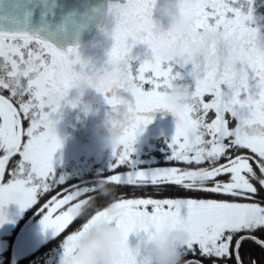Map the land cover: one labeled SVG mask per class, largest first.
<instances>
[{
    "label": "snow or ice",
    "instance_id": "1",
    "mask_svg": "<svg viewBox=\"0 0 264 264\" xmlns=\"http://www.w3.org/2000/svg\"><path fill=\"white\" fill-rule=\"evenodd\" d=\"M155 2L126 0L110 6L115 16L110 35L115 43L107 63L117 65L120 76L115 81L117 87H109V82L102 80L97 90L105 95L113 110L121 104L127 106L117 119L123 125V134L110 170L115 173L121 166L130 170L102 177L110 186L173 184L251 201L258 193L257 185L264 190V48L257 44L264 32L252 26L253 0H181V10L190 20L188 30L183 33L172 26L164 30L157 25L153 19ZM30 4L31 0H0V73H3L0 89L9 90L19 105L0 95V151L4 153L0 156V223L5 219L8 204L16 202L23 209L31 208L38 195L65 184V180L55 175L54 158L63 142L56 132L53 114L60 111L77 76L97 70L89 68L78 46L62 51L25 30ZM136 44H146L151 49V58L141 61L133 57ZM176 48L185 50L184 59L177 61L164 55ZM186 77L191 78L188 84L193 91L192 101L177 110L167 103L166 93L175 82H184ZM206 94L213 97L211 102H204ZM161 109L176 118L168 160L188 164L207 161L210 167L199 170L133 167L138 136ZM210 110L216 115L207 122L205 117ZM226 113L237 122L234 128L229 127ZM21 116L30 120L26 131ZM231 149L248 150L251 155L233 157L228 154ZM17 154L22 159L11 171V179L4 183L6 166ZM220 158L226 162L218 164ZM221 175H228L230 180L205 185ZM89 193L104 196L96 187V180L91 186L66 187L53 196L41 209L44 232L51 230L58 237L84 216L93 197L80 198ZM81 208L85 209L83 214L78 212ZM45 209L47 212L43 214ZM103 219H113L124 230L125 259L121 264H141V248L130 246L131 234L144 233L150 242L156 234L176 227L191 233V239L183 246L184 255L194 252V246L198 245L205 257L234 255L236 264H242L240 248L245 241L264 247V239L237 236L264 230V206L259 203L119 198L95 211L78 230L66 235L61 244V264H67L80 237Z\"/></svg>",
    "mask_w": 264,
    "mask_h": 264
},
{
    "label": "clouds",
    "instance_id": "2",
    "mask_svg": "<svg viewBox=\"0 0 264 264\" xmlns=\"http://www.w3.org/2000/svg\"><path fill=\"white\" fill-rule=\"evenodd\" d=\"M181 9V0H156L154 11L171 18V26L183 33L188 30L190 20ZM98 14L99 10L96 9L93 18ZM103 16L108 22H115L111 7L104 11ZM257 44L258 47L264 48V36L258 39ZM164 55L179 61L184 59L185 50L176 48ZM119 76L118 66L109 63L103 70L80 74L71 86V89L77 90V98L68 99L67 95L62 102H66L64 106L75 109L79 104V99L90 91L94 90L96 94H103L97 90L100 81H108L109 87H117L115 81L119 79ZM192 94V88L188 83L177 81L167 90L166 100L175 109L182 110L191 103ZM126 109L127 106L121 104L117 109H112L111 113H105L95 126L98 141L105 148L110 149L112 154L119 149L123 134V125L118 123L117 119L122 117ZM96 187L104 196H110L113 192L107 179L102 176L96 179ZM84 211L83 208L78 210L79 214H83ZM115 212L113 208V216ZM124 239L123 228L113 219L98 221L80 237L75 252L67 258V264H121L125 259ZM190 239L191 233L179 227L160 232L150 241L151 247L146 252L141 250L140 262L141 264H182L183 246L187 245Z\"/></svg>",
    "mask_w": 264,
    "mask_h": 264
},
{
    "label": "rangeland",
    "instance_id": "3",
    "mask_svg": "<svg viewBox=\"0 0 264 264\" xmlns=\"http://www.w3.org/2000/svg\"><path fill=\"white\" fill-rule=\"evenodd\" d=\"M126 2V0H123ZM153 19L157 22V25L159 27H162L164 30H167L171 27V18L162 16L159 12L154 11L153 13ZM112 28L114 27V22H110ZM112 28H109V31L111 32ZM104 34L102 37H100L97 40V43H100V46L97 51H93L94 54L93 58V65L91 68H96V66H100L98 69L102 70L103 67H106L107 61L109 58V53L115 43L114 39L110 34H107V31H103ZM106 39V40H105ZM105 40V42H104ZM103 53H106V57H104L105 65L103 66V61L100 59V56L103 58ZM101 54V55H100ZM100 55V56H99ZM131 55L133 57H139V60L144 59H150L152 56L151 49L146 44H136L133 49ZM92 58H88V62L90 63ZM138 63L139 61H134ZM186 83H191V78L186 77V80L184 81ZM146 88H150L151 85H145ZM213 97L211 95L206 94L203 97V100L205 103L211 102ZM63 107V102H62ZM60 109L58 113L53 114L54 118L57 121L56 124V132L58 136L61 138L63 142V146L57 151L54 158V169H55V175L57 172H61L59 174V178L65 179V175L61 171V167L68 165L70 163H77L79 166V171H84L88 164L90 163V157H95V160L99 159H106L108 161V164L111 165L114 156L111 153L110 149L105 148L97 139L95 133L90 135H73L71 131L67 129L68 120L63 116V109ZM172 114L171 112H169ZM215 113V111H214ZM173 115V118L168 119H161L159 125L156 126V131L158 132V135L163 134L165 140H169L167 144L168 148H165L162 146L161 149L169 151L168 157L171 154V150L169 147V143L171 141V138L175 134V127H176V118ZM216 115V114H215ZM215 119V116L213 120ZM225 119L229 121V127L234 128L236 126V121L231 117L230 114H225ZM233 120L232 122H230ZM68 121V122H67ZM22 124V122H21ZM23 126V124H22ZM28 125L27 127H29ZM26 127V129H27ZM26 131V130H25ZM146 131L144 130L139 136L136 144V152L133 154V167L142 169V170H152L157 167H176L182 170H199L201 168H208L205 167V165H202L200 167L199 165H192L188 164L186 162H162V161H156L157 159L154 158H148V150L146 146L148 145L146 140ZM209 137H205V139H208ZM27 137H24V140H26ZM227 143V140L225 141ZM104 157V158H100ZM22 158V157H21ZM154 159V160H153ZM153 162V163H152ZM226 161L218 162V164H223ZM141 163V166L139 164ZM69 166V165H68ZM210 167V166H209ZM16 168V166H15ZM14 169V168H13ZM11 168V171L13 170ZM130 169L125 166L124 169L116 171L112 174H121L126 173ZM58 177V175H56ZM230 180V177L228 175H224L223 177H217L215 178V181L208 180L206 182L212 181V184L214 182H228ZM4 183H7V181L3 180ZM80 186H87V185H80ZM71 187V186H67ZM87 197H81L80 199H84ZM141 198H148V197H141ZM127 199H136V198H127ZM154 199V198H152ZM180 199H197L201 200L203 198H180ZM203 200H212V199H203ZM218 201V200H217ZM76 201L72 202L75 203ZM254 203V202H252ZM68 206H65V209ZM29 209V208H28ZM28 209H23L21 206L16 203L12 202L8 204L4 210V216L5 219L2 223H0V264H5L6 260V253L9 251L10 254V260L11 264H15L19 258L24 257L26 255H29L43 243L47 239H49L51 236H54L52 231L49 230L48 232H44L43 227L40 223L42 219V215H40L39 218L33 219L30 218L26 220L25 222H22L18 229L14 230V228L18 225V222H20L21 218L25 216V213ZM103 210V209H102ZM47 210L43 213L46 214ZM129 243L130 246L136 247L140 246L142 251H147L149 247H151V242L148 241L146 234L141 233L137 235L136 233H133L129 237ZM63 256V250H56L51 257H48L47 262L45 264H61Z\"/></svg>",
    "mask_w": 264,
    "mask_h": 264
},
{
    "label": "trees",
    "instance_id": "4",
    "mask_svg": "<svg viewBox=\"0 0 264 264\" xmlns=\"http://www.w3.org/2000/svg\"><path fill=\"white\" fill-rule=\"evenodd\" d=\"M2 89H0L1 91ZM10 99L16 104L17 107L19 105L15 102V98H12L10 96ZM28 97H25V100H27ZM15 100V101H14ZM214 112H208L207 116L205 117L206 121L211 122V120L214 118ZM21 122L23 124L24 130H26V127L30 125V120L24 118L23 116L20 117ZM231 122V121H230ZM4 154L3 151H0V156ZM229 155L235 157L240 154L245 155H251V153L248 150H237V149H231L228 153ZM162 155L159 156L160 160H162ZM104 158V157H100ZM22 158L19 156V154L13 156L10 158L6 169H5V176L4 180L8 181L11 179L10 173L11 168L17 167L18 162ZM90 163L88 164V167L84 171H79V166L77 163H70L68 165L62 166L61 171L65 175V184L63 185H57L53 188V190L38 195L37 197V203L33 205L31 208H29L25 216L21 218L20 222H18V225L14 228V230L18 229V226L25 222L26 220L33 218L37 219L42 215L41 209L43 206L53 197L56 196L58 192H61L64 188L67 186H73V185H87L91 186L92 182L95 181L98 177L104 175H110L113 173L112 170H110L111 165L108 164V161L104 159L95 160V157L89 158ZM225 161V158H220L218 162ZM173 162V161H172ZM180 162V161H176ZM199 165L195 162L192 163V165ZM193 165V166H194ZM202 165H205V167H209L210 164L205 161L200 164V167ZM141 166V163L139 164ZM125 166H121L118 170L124 169ZM61 172H57L56 175H58ZM224 175H221L220 177H223ZM255 183V181H253ZM206 186H211L212 181L205 182ZM113 188V192L110 196H101L99 193H89L85 197L88 198V196L93 197L92 202L89 204L84 216L77 218L70 226L65 230L64 233H62L60 236L55 237L51 236L49 239H47L45 242H43L35 252L26 255L24 257L19 258V260L15 264H45L47 262L48 257H51V255L56 251L62 250L61 244L63 240L66 238V235L71 234L72 232L79 229V227L82 225V223L86 220L87 217H89L91 214H94L95 211L102 210L104 207L110 206L112 202L119 198H141V197H148V198H154V199H180V198H203V199H212V200H218V201H229V202H254L259 203L261 206H264V190L260 189V186L258 187V193L255 195V197L251 201H245V200H236L235 198L227 195H217L209 192L204 191H195V190H187L184 189L181 186L173 185V184H162L159 186H153V185H146L143 187L135 186V185H111ZM46 209L44 210V212ZM239 235H253L257 239H264V230H257L254 233H241L237 234ZM237 237H234V240ZM195 251H189L186 255H183L182 258V264L188 262L187 264H236L234 255L231 258H216V257H205L200 254L199 252V246H194ZM234 252V249H232ZM6 260L5 264H11L10 260V254L9 251L6 253ZM240 258L242 261V264H264V247H261L257 243H254L251 240H247L243 243L242 247L240 248Z\"/></svg>",
    "mask_w": 264,
    "mask_h": 264
},
{
    "label": "flooded vegetation",
    "instance_id": "5",
    "mask_svg": "<svg viewBox=\"0 0 264 264\" xmlns=\"http://www.w3.org/2000/svg\"><path fill=\"white\" fill-rule=\"evenodd\" d=\"M124 2L125 1L123 0L109 1L108 8L114 3H124ZM251 7L253 10L252 12L253 20L251 22L252 26L257 27L262 32H264V0H253ZM109 28H112V26L110 22L105 20L100 32L94 35L91 39L83 43H79L75 45H68L66 49H60L51 41H48V40L47 41L52 43L54 46H56L58 49L62 51H66L68 48L78 46L82 59L88 62V58H92L94 54L97 55L96 53H93V51L94 52L97 51L96 49H98V47L100 46V43L99 42L97 43V40L103 36L104 34L103 31H105V33L107 31V34H110ZM33 50L36 51L35 48H33ZM104 57H106V53H103V58L100 56V59L103 62L105 61ZM92 65H93V58L91 62L89 63V68H91ZM104 65H105V62L103 63V66ZM79 67L80 66L77 65L78 70H79ZM99 67L100 66H96L97 70H99L98 69ZM2 74L3 73H0V75ZM0 95H4L5 97L10 98L11 93L9 90L2 89L0 91ZM74 98H77V90L70 89L68 93V99H74ZM65 103L66 102H63V107H62L63 116L66 118V120L69 121V122L67 121L68 122L67 129L71 131L73 135L83 134L87 136L90 134H94L95 126L97 122L103 118L105 113H111L112 111V106L107 103V100L105 99V95L96 94L94 90L90 91L84 97L80 98L79 104L75 109L64 106ZM209 112H214V110H210ZM172 118H173V115L163 109L158 110L157 112L153 114L152 123L149 124L144 129L146 131V136H147L146 140L148 142L147 143L148 145L146 146L148 150V158H154V159H157L156 161H159L160 160L159 156L162 155L161 156L162 162L164 163L169 162V161L176 162L174 160H168L167 156H168L169 151L161 149L162 146H164L165 148H168L166 143H168L169 140L168 139L165 140L163 134L158 135V132L156 131V126L160 124V122L162 121L161 119L170 120ZM232 121L233 120H231V122ZM3 155L4 154H2L1 156Z\"/></svg>",
    "mask_w": 264,
    "mask_h": 264
},
{
    "label": "water",
    "instance_id": "6",
    "mask_svg": "<svg viewBox=\"0 0 264 264\" xmlns=\"http://www.w3.org/2000/svg\"><path fill=\"white\" fill-rule=\"evenodd\" d=\"M109 1L112 0H31L23 28L66 49L100 32ZM96 9L99 14L93 18Z\"/></svg>",
    "mask_w": 264,
    "mask_h": 264
}]
</instances>
